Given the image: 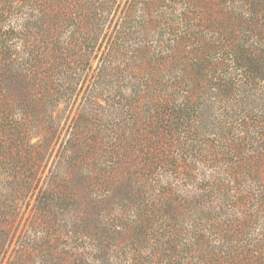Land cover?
Returning a JSON list of instances; mask_svg holds the SVG:
<instances>
[{"label":"trees","instance_id":"16d2710c","mask_svg":"<svg viewBox=\"0 0 264 264\" xmlns=\"http://www.w3.org/2000/svg\"><path fill=\"white\" fill-rule=\"evenodd\" d=\"M0 185V264H264V0H0Z\"/></svg>","mask_w":264,"mask_h":264},{"label":"rangeland","instance_id":"374dc122","mask_svg":"<svg viewBox=\"0 0 264 264\" xmlns=\"http://www.w3.org/2000/svg\"><path fill=\"white\" fill-rule=\"evenodd\" d=\"M60 107L61 105L55 110V114L59 112L60 110ZM38 137L37 136H31L30 138V141L31 142H34L36 141ZM52 156H53V152L51 154V156L49 157L48 159V162H47V165L42 169V172L40 173V178H39V181H38V186L42 184L43 182V179H44V176L47 174V171H48V166L51 164V160H52ZM0 189L1 191H4L7 193V191L10 190L9 186L8 185H0ZM33 198H34V195L30 196V195H25L24 198H22L21 200V203H20V215L17 219L16 222H15V228H12V233H13V241L11 242V244L9 245L8 247V250H7V253L5 255V257L8 255V253L10 252V249L12 247V243L14 242V240L16 239V237L21 234L22 230L25 229L26 225L33 221V220H36V221H42L46 214L43 213V211H41V205H43V203H33ZM27 201V203H25ZM35 204H37V207L35 206ZM48 207L49 210L53 211V209H57L58 208V204L59 203H45ZM57 204V205H55ZM51 217L53 218V214L51 213L50 214ZM63 215H67V213L65 212ZM1 264H4L3 262Z\"/></svg>","mask_w":264,"mask_h":264}]
</instances>
